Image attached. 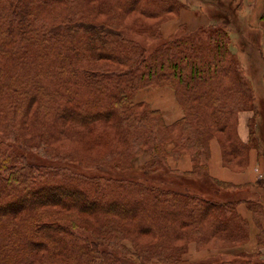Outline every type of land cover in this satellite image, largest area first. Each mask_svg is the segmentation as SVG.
I'll return each instance as SVG.
<instances>
[{"label": "trees", "instance_id": "1", "mask_svg": "<svg viewBox=\"0 0 264 264\" xmlns=\"http://www.w3.org/2000/svg\"><path fill=\"white\" fill-rule=\"evenodd\" d=\"M87 1L0 0V264H35L41 256L45 264H121L118 256L75 234L72 224L38 219L37 215L46 213L51 205L95 207L101 209L97 210L100 216L113 212L133 221L137 229L149 225L143 230L154 235H182L184 227L190 225L193 229L205 225L214 234L240 233V224L246 220L238 213V204L243 202L252 215L262 216L264 209L258 201L202 195L200 190H193L192 183L185 184L188 189L175 190L126 178L74 174L68 168L47 164H15L9 141L33 110V115L41 113L44 117L41 132H48L53 118L86 121L92 129L117 119L123 124V141L131 134L140 136L133 132L138 128L135 124L146 133L154 132L153 124L144 125L146 119H155L159 110L150 108L148 114L141 115L129 103L133 94L154 80H171L184 89L180 101L189 119L173 138V152L188 153L193 161L194 168L184 173L204 174L206 163L199 167L203 164L200 157L206 151L208 163L209 141L215 132L212 125L231 137L228 148L232 159L238 158L246 166L251 148L264 156V125L258 127L254 121L259 109L251 100L247 76L233 61L235 54L229 48L226 27L212 28L203 43L185 44L189 54L178 42H166L142 57L140 45L90 18L81 5ZM105 1L153 17L187 6L181 0ZM215 2L217 7L224 4ZM104 7L102 3L93 9ZM99 60H109L114 66L101 69ZM248 101L254 116L249 120V139L242 142L237 136L236 107ZM185 119L184 115L172 124L161 121L167 130ZM256 134L260 143L255 141ZM120 163L116 161L115 166H125ZM207 175L209 180L238 187ZM62 185H70L74 191L60 199L57 189ZM26 196L32 199L24 205ZM105 198L112 202L110 208H103ZM129 202H134L132 208ZM197 209L203 213L198 214ZM171 210L179 215L171 217ZM100 226L97 239L107 232L115 238L128 229L110 220ZM114 238H110L109 250Z\"/></svg>", "mask_w": 264, "mask_h": 264}, {"label": "rangeland", "instance_id": "2", "mask_svg": "<svg viewBox=\"0 0 264 264\" xmlns=\"http://www.w3.org/2000/svg\"><path fill=\"white\" fill-rule=\"evenodd\" d=\"M181 1L191 2V0ZM198 1L201 3V11L204 13L203 20L205 21L203 23L205 24L202 23L203 25L195 29L183 24L179 19V12L184 7L178 12H167L153 17L127 11L125 8L119 7L115 1L107 3L105 0H89L86 4L81 5L91 15V19L106 23L114 32L122 34V37L126 40L128 39L132 43L140 45L143 52L142 57L149 56L151 51L166 42H178L181 48H185L187 53H191L185 47V44L190 42L203 43L206 40V35L212 32V28L219 25L226 27L227 29H225L229 35L228 45L231 52L235 54L233 61L238 62L239 68L247 76L252 90L251 100L259 109L254 121L260 118L262 125H264V12L263 17L260 16L259 18V26H253L249 24L246 15L237 12L236 5L231 0L221 1L224 3L222 7H216L211 2H215V0ZM128 2L129 0H127ZM102 3L105 4L103 9H93L94 6ZM221 14H224V16ZM98 62L101 69L114 66L109 60H99ZM180 86L171 80H154L150 86L139 89L140 91L138 90L133 94L129 100L130 105L135 107L133 108L135 112L141 115L143 113L148 114L150 108L155 109L151 104L136 106L137 102L141 101H135V99L143 98L145 95V91L142 90H173L177 108L167 109L166 113L170 115L178 111L182 115L177 120L184 117V115L186 119L183 123L173 125L167 130H165L164 124H172L173 122L167 123L162 111L159 110V113L155 115L156 118L153 120L146 119L144 125L153 124L155 126L154 132L146 133L142 131V126L135 124L138 128L133 132H137L140 136L134 138L131 134L127 139L125 136L124 141L122 140L123 131L121 130L123 124L117 119L101 122L95 129H92L90 123L86 121V123L80 121L67 122L53 118V123L48 132H41L43 129L39 125L40 122L44 121V117L41 113L39 116L33 115L35 112L33 110L25 116L21 126H18L17 136L15 135L16 137L9 141V153L18 166L22 161L34 165L47 164L68 168L74 174L81 172L87 176L126 178L175 190H184L182 187L188 189L185 184L192 183L193 190L197 192L200 190L199 192L202 195L226 198L230 196L231 199L238 200L236 195L242 191L251 192L252 185L227 186L209 180L205 176V174H208L206 172L208 163L205 161L206 151H203L202 157H200L203 164L199 167H203L206 163L203 175H199L201 171L200 173L194 172L191 174L184 173V171L189 170H178L171 167L173 163L179 162L180 158L187 157L191 165L190 170L194 168L190 154L183 153L179 155L173 152L176 145L173 138L179 134V129H184L186 120L189 119L186 114L187 111L184 110V106L180 101L181 91L184 90ZM158 94H154L152 98L158 99L157 101L160 102L161 94L159 92ZM250 106L251 103L248 101L244 106L236 107L237 118L239 113L243 111L253 112L254 116V111L251 110ZM157 118L160 121L162 119L165 123L163 124L162 121L160 123ZM156 124L158 125L156 126ZM214 128L212 125L211 129L215 132L211 139L216 138L219 143L223 165L233 171L244 170L246 166L242 160L229 157L228 146L231 137ZM255 137V141L260 143V137L257 134ZM262 138L264 140V137ZM127 146H129L128 149L125 148ZM119 160H121L120 164L124 162V167L115 166V162ZM263 177L264 172L259 179ZM256 185L264 186L261 183H256ZM57 190L59 195L57 197L63 199L64 194H72L74 188L70 185H62ZM261 191L264 193V188ZM31 199L32 197L26 196L25 202H23L24 205H27ZM105 200L103 208H110L112 202L107 198ZM262 201L263 203L259 201L258 203L264 209V200ZM131 203L134 202H129L128 206L130 208L133 207ZM47 209L49 210L43 215H37L38 219L46 222L72 224L75 234L87 237L89 243L95 242L101 250L106 249L118 256L121 264H264V212L262 216L257 213L252 215V211L246 205H240L239 208L237 206L238 213L245 218L246 222L239 223L242 231L234 234L224 232L214 234L205 225L195 229L190 225L184 227L182 235L170 233L154 235V233L143 230L144 225L149 227L147 224H144L141 229H137L133 221L121 218L116 213L109 212L100 216V212H97V210L101 211V209L96 210L95 207L77 208L76 206L51 205ZM123 209L129 210L127 206H123ZM197 211L198 214L203 213L201 209H197ZM169 215L175 217L179 215V212L171 210ZM105 220L125 226L129 230L127 229L124 233L121 231L119 235L117 233L115 238L108 232H101L104 235L97 239L96 236L100 233L99 227L102 229L100 225ZM110 238H114V244L109 250L107 246L112 242ZM39 259L35 264L47 263L43 256Z\"/></svg>", "mask_w": 264, "mask_h": 264}, {"label": "crops", "instance_id": "3", "mask_svg": "<svg viewBox=\"0 0 264 264\" xmlns=\"http://www.w3.org/2000/svg\"><path fill=\"white\" fill-rule=\"evenodd\" d=\"M186 1V0H185ZM217 1V0H216ZM224 1V0H218ZM230 1V0H228ZM236 5V10L238 13L246 15L248 17V22L251 25L259 26V18L264 12V0H231ZM213 4L217 5L216 2L211 1ZM227 2V0H226ZM187 6L182 8L179 12V19L183 24L189 25L190 28H197L205 23L203 20L204 13L201 7V3L198 0H191V2H185ZM217 7V6H216ZM190 17L191 19H189ZM251 19V20H250ZM203 23V24H202ZM233 37V36H232ZM263 45V42H262ZM264 47V45H263ZM140 91V90H139ZM145 91L143 98L135 99V101H143L151 104L155 109L161 110L164 119L167 123H172L176 121L182 114L178 111L172 114L166 113L167 109L177 108V102L173 93V90H142ZM161 94L160 102L158 99L152 98L154 94ZM163 98V99H162ZM253 116V112L243 111L240 112L237 118V136L242 142H247L250 136L249 131V120ZM262 123L260 118L256 121V126ZM260 129V128H259ZM223 159L221 155V149L216 138L210 140V157L208 160L207 173L211 178L228 182L230 184L244 186L251 184V192L242 191L236 195L238 200L252 199L263 203L264 193L261 191L264 186L256 185V183H261L262 179H259L264 172V159L260 151L257 148H251L248 152L247 165L242 171H233L227 166L223 165ZM171 165V163H170ZM190 164L187 157L179 159V162L173 163L171 167L178 170H190ZM263 193V194H262ZM262 196V197H261ZM262 198V199H261ZM244 205L245 203H239ZM245 215V214H244ZM247 216V214H246ZM248 217V216H247Z\"/></svg>", "mask_w": 264, "mask_h": 264}]
</instances>
